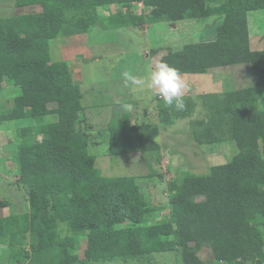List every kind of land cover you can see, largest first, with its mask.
Returning a JSON list of instances; mask_svg holds the SVG:
<instances>
[{
	"label": "trees",
	"instance_id": "trees-1",
	"mask_svg": "<svg viewBox=\"0 0 264 264\" xmlns=\"http://www.w3.org/2000/svg\"><path fill=\"white\" fill-rule=\"evenodd\" d=\"M134 3L148 10L102 18L98 10ZM41 13L0 18V89L21 90L0 124L56 116L55 123L19 130L14 161L30 205L26 214L0 218V242L9 240L11 264H99L158 254H179L180 264H208L198 253L211 249L213 263L264 264V51H253L248 16L264 11V0H17ZM221 18L216 40L170 50L161 62L181 76L248 66L252 86L223 94L184 96L185 108L158 100L160 122L190 126L198 147L233 142L239 153L227 165L199 176L185 172L168 184L169 218L147 223L155 209L134 178H105L89 151L83 95L66 62H53L51 42L113 29ZM55 105V108H51ZM109 157L160 150L159 127L133 124L129 115L112 121ZM203 200L198 202L196 198ZM87 245L80 258V236ZM29 245V250L26 249Z\"/></svg>",
	"mask_w": 264,
	"mask_h": 264
},
{
	"label": "rangeland",
	"instance_id": "rangeland-1",
	"mask_svg": "<svg viewBox=\"0 0 264 264\" xmlns=\"http://www.w3.org/2000/svg\"><path fill=\"white\" fill-rule=\"evenodd\" d=\"M3 5H7V9L0 10V18L9 17L11 15L38 14L42 12L41 7L24 9L16 8L17 6L15 0L0 2V6ZM140 5H138L139 7L137 5H132V9L125 11L133 12V10H135V12H139L141 8ZM115 8L116 7L112 10L116 11L117 9ZM221 20L223 19L212 18L207 20H194L185 23L182 22L181 25H177V28H173L174 30H177L176 32H171L172 30H169L170 27H168L165 23V25L159 24L156 28H154V30L157 29L158 37L155 38L154 33H152L150 35V39L158 41V44L163 45V49L168 47L174 51H178L184 45L188 44L213 42L216 40V30L221 24ZM248 21L250 26L249 32L250 44L252 47L251 49L253 51H264V11L249 14ZM104 41L106 44L104 43L98 47L101 52L103 50H112V48H121L118 47L119 40H116V38L110 41L105 38ZM126 43L129 44L131 42L120 41V46H125ZM52 45L50 47H53ZM127 46L129 47L130 45ZM163 52L162 56L167 54V51L164 50ZM147 53L150 54L148 56L151 58L150 67L147 66L146 68L150 71V68L152 67L153 69L161 59H159L160 57L158 56L152 55L149 49ZM146 57L147 55L145 58ZM140 59L141 58L138 57L134 59V66H136L137 70L138 67L140 68ZM127 60L128 58H122L119 62L123 64H118L116 61L112 60V58H109L107 60L108 64L106 62V64L101 63L87 66L89 69L86 71L85 78L88 80L87 84L89 86L92 80L99 82L100 78L103 76V80L100 83L108 82L109 84V88L107 86L98 91L102 92L101 96H94V92L97 93V89H99V87H94L93 91L87 90V105H91V107H93V105L98 104L101 106L100 109L103 108L106 111V119L103 121L100 118H96L95 110L88 111L90 116H92L88 121V125L91 124L90 126H92L89 129L91 142L90 154L96 158L95 166L101 172L103 177L135 179L137 186L143 190L147 203L155 209V212L148 218L147 223L159 224L166 222L169 218L168 184L170 182L179 179L185 172L194 173L199 176L206 175L212 167L231 163L239 151L236 144L233 142L198 148L193 138L190 123L203 118L204 111L200 106L197 108V111L193 114L192 118L178 119L176 124L172 127L162 124L159 118L160 110L157 101L153 98L149 99L153 93L154 96L156 95L155 90L149 89L147 83H134L125 76V73L129 72V65L126 63ZM112 62H115L116 65L114 66V71H112L110 80L107 81V76L102 73L96 75L98 72H101L100 69L104 67L108 68ZM144 62L145 61H143V63ZM146 68L145 73L149 72ZM134 74L135 71L128 75L134 77ZM182 77L188 85L187 89L192 90V98L195 100L198 97L199 92L197 93L196 89L199 86H201L204 92L209 91L210 94H223L227 92H234V90L238 89L242 90L250 88L253 82L248 66L238 68L230 67L223 70L217 69L214 70L210 76H205L203 78L196 76ZM146 80L145 77L140 79L138 78V81ZM190 80L195 84L190 85L188 82ZM12 90L13 94L7 97V99L4 97V100H11L15 95V97L20 96L21 91L19 88L15 87ZM129 90H131L132 95H134L133 99L137 98L135 100L138 101L141 99H149L151 101L148 106H146L147 114L143 119H146V122L159 127L157 144L160 146V150L148 154L109 157L108 126L112 121V118H110L109 115L115 111L118 112L120 107L117 105L121 103L120 101H122V98L129 93ZM119 95L122 96V98L119 97ZM257 103L261 109H264V88L258 89ZM126 107L129 108V106H125L124 108ZM140 107L142 108L141 105ZM51 108H55V105H52ZM143 112L139 115L143 116ZM57 120L58 118L56 116H50L37 119L4 122L0 124V218L9 217L11 215L26 214L30 211L27 195L22 185L19 183V167L16 161H14L18 144L21 142L18 133L19 130L33 126L55 123ZM196 200L200 202L203 199L199 197L196 198ZM260 231L264 236V230L260 229ZM8 244L9 240L0 242V264H11L10 249ZM86 245V236L81 235L79 244L80 249L78 251L80 258H83ZM25 247L28 251L29 245L26 244ZM198 256L205 263L209 264L214 262L211 249L207 247L201 248ZM179 260V254L168 253L125 261L117 259L99 264H180Z\"/></svg>",
	"mask_w": 264,
	"mask_h": 264
},
{
	"label": "crops",
	"instance_id": "crops-1",
	"mask_svg": "<svg viewBox=\"0 0 264 264\" xmlns=\"http://www.w3.org/2000/svg\"><path fill=\"white\" fill-rule=\"evenodd\" d=\"M4 1H7V0H4ZM4 1H0V2H4ZM16 1L17 0H15V3H16ZM134 5L138 6V5H140V3H134L133 6ZM140 6H141V8H140L139 12L138 11L135 12V10H133V12L132 11H130V12L133 14H136V15H140L146 11L148 12V10L143 6V4H141ZM114 7H116L115 9H117L116 11L112 10ZM16 8L24 9V8H20V7H16ZM2 9H7V5L0 6V10H2ZM130 9H132V7ZM125 10H127V9L121 8V6L113 5L107 9L98 10V15L101 16L102 18H107L110 15L117 14L120 12L125 13L126 12ZM12 16H14V15H11L9 17H12ZM5 18H7V17H5ZM185 22H190V21H183V23H185ZM181 23L182 22L173 23V24L165 23V24H167V26L170 27L169 30H172L171 32H176L177 30H174L173 28H177V25H181ZM248 23H249V21H248ZM161 24H164V23H161ZM158 25L159 24L146 25L142 28L129 27V28L113 29V30H108V31H104L101 29V27L98 26V27L93 28L87 34L70 36V37H60V38L51 42V45L53 44L52 45L53 47H50L51 57L53 58L52 61L53 62H66L71 68L73 81L75 82L76 85H78L80 87L81 93L83 95L82 107L85 109V114H86V117L88 118V121L91 119L90 117H92V116H90V113L88 112L89 110L90 111L95 110L96 118H98V119L100 118L102 121L106 119L105 118L106 111L103 108L100 109L101 106H99L98 104L93 105V107H91V105H87V103H86V101L88 100V98L86 99V97H87L86 94H88L87 90L93 91L94 87H99V89H97V93L94 92V96H96V95L101 96L102 92H98V91L104 87H107V86L109 88V84H108V82L100 83L103 80V77H104L103 76L102 78H100L99 82L92 80V82L89 86L87 84L88 80L85 78L86 71H88V69H89V67H87V66H89V65L92 66L94 64H101V63L106 64V62L109 58H112V60L116 61L118 64H123V63L119 62V60L122 58H128L126 63H127V65H129V72L127 74H132L133 71H135V74L133 76L137 81H138V78L140 79L142 77H145V80H146L149 72L145 73V68L147 66L150 67V58H151L150 56H148V55H150L147 53L148 49L151 51L152 55L160 57L159 59H161V60H162V58L167 56L168 52L171 50L168 47H166V49H163V45L158 44V41H154V40L150 39V35L152 33H154L155 38L158 37L157 29L154 30V28H156ZM249 28H250V26H249ZM105 38H106V40H109V41L114 40V38H116V40H119V42H118L119 46L118 45L117 46L121 47V48H118V49L112 48V50H107V51L103 50L101 52V50L98 49V47L105 43V41H104ZM120 41L131 42V43H129V44L126 43L125 46H120ZM204 43H207V42H204ZM193 44H198V43H193ZM127 45H130V46L128 47ZM148 47H151V48H148ZM96 49H97V51H96ZM164 50L167 51V54L162 56V54L164 53L163 52ZM146 55H147V57H146L147 59L145 58ZM136 57L141 58L140 61L142 62V63L140 62V68L138 67V70H137L136 66H134V63H135L134 59H136ZM123 60H122V62H123ZM142 60L145 62L143 63ZM161 60H160V62H161ZM107 64H108V62H107ZM115 65H116V63L112 62L108 68L107 67L106 68L104 67L102 69L99 68L101 72H98V74H96V75H99L102 73L103 75L107 76V78H106L107 81L110 80L111 74H112V71H114ZM236 67L238 68V67H246V66L241 65V66H236ZM151 69H152V67L150 68V70ZM214 70H217V69H214ZM214 70H210V71H208L207 74L201 75V76H196V77L203 78L205 76H210ZM221 70H223V69H221ZM147 71H149V69H147ZM187 77H191V75L187 76ZM188 82L190 85L195 84L191 80ZM13 88H15V87L11 86L9 84H4L2 86V88L0 89V108H2V109H0L1 112L11 109L14 106L15 99L17 97H19V96L15 97L16 96L15 95L14 98L11 100H4V97H5V99H7V97H9L13 94V90H12ZM239 90H241V89L234 90V91H239ZM106 91H107V89H106ZM106 91H105V93H106ZM196 91H197V93L199 92L198 96L210 94L209 91L204 92L202 90L201 86H199L196 89ZM185 92H186V96L193 97L192 93H191L192 90L186 89ZM155 94L156 95L154 96V93H153V95H151L149 99L153 98L158 103V100H160L161 98L156 92H155ZM220 94H222V93H220ZM133 96L134 95H132L131 90H129V93H127L125 95V97H123V98H122V96L119 95V97L122 98V101H120L121 103L117 105L120 107V109L118 110V112L115 111L109 115V117L112 118V121L119 120L124 115H129L133 124H138V123L140 124L142 122H146L145 121L146 119L144 120L143 118H145L146 114H147L146 106H148L149 102H151V101L149 99L148 100L141 99L140 101H138V100H135L137 98L133 99ZM1 105H2V107H1ZM140 105L142 106V108L140 107ZM125 106H129V108H127V107L124 108ZM140 111L141 112L144 111L143 116L139 115V114H141ZM99 116H101V117H99ZM146 123H148V122H146ZM148 124H151V123H148ZM175 124H176V121L174 122L173 125H171V127L174 126ZM88 134H89V131H88ZM90 147H91V142H90V135H89V151H90ZM198 148H200V147H198Z\"/></svg>",
	"mask_w": 264,
	"mask_h": 264
},
{
	"label": "clouds",
	"instance_id": "clouds-1",
	"mask_svg": "<svg viewBox=\"0 0 264 264\" xmlns=\"http://www.w3.org/2000/svg\"><path fill=\"white\" fill-rule=\"evenodd\" d=\"M125 76L134 83H147L149 89L155 92L163 100L165 106L177 110H183L185 104V91L188 87L179 70L167 62H158L148 73L146 81H137L134 77L125 73Z\"/></svg>",
	"mask_w": 264,
	"mask_h": 264
}]
</instances>
